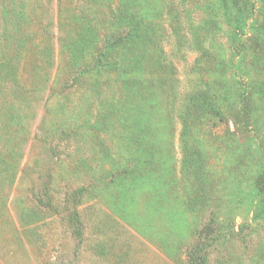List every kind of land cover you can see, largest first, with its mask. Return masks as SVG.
Returning <instances> with one entry per match:
<instances>
[{
    "label": "rangeland",
    "instance_id": "rangeland-1",
    "mask_svg": "<svg viewBox=\"0 0 264 264\" xmlns=\"http://www.w3.org/2000/svg\"><path fill=\"white\" fill-rule=\"evenodd\" d=\"M82 1L62 11L60 0H0V95L6 90L15 99L0 98V264H190L192 253L204 259L201 264H264V211L255 212L249 197L235 198L240 189L229 173L223 180L212 170L205 202L196 200L194 209L186 203L188 195H197L201 173L191 158L181 172L186 154L177 105L172 117L160 104L100 119L102 97L111 89L91 79L74 85L60 102L54 94L53 107L47 103L53 88L61 86L55 87V68L41 66L37 47L49 43L56 64L65 60L61 40L78 33L82 21L72 13H80ZM198 1L193 14L199 15L221 2L193 0ZM101 5L102 0H88L84 8L93 19ZM91 37L83 40L89 43ZM162 44L177 66V87L190 90L198 75L196 48L167 35ZM13 57L23 58L19 71L35 86L25 95L13 87ZM64 65L61 74L68 71ZM228 125H217L223 137L203 145L213 165L219 151L212 146L220 140L226 147L222 157L230 162L236 156L229 149ZM143 127L150 133L141 134ZM141 135L143 146L153 150V165L125 171L133 136ZM173 174L174 181H168ZM245 181L240 179L241 188L248 192ZM219 208L221 213H213ZM208 224L212 232L205 229Z\"/></svg>",
    "mask_w": 264,
    "mask_h": 264
},
{
    "label": "trees",
    "instance_id": "trees-1",
    "mask_svg": "<svg viewBox=\"0 0 264 264\" xmlns=\"http://www.w3.org/2000/svg\"><path fill=\"white\" fill-rule=\"evenodd\" d=\"M87 1L80 2V13H72V18L78 17L82 21L78 33L76 30L74 36L61 40L60 53L66 56L65 60L61 56L62 60L56 64L54 50L49 43L37 47L43 56L41 66L45 64L55 68V87L61 86L60 90L53 88V93L47 96V103L53 107L54 94L57 93L56 102H60L67 98L74 85L91 79L95 81V86L111 89L102 97L105 108L100 119L101 116L120 118L128 111L144 112L160 104L172 117L177 105L183 121L181 135L186 154L181 172L188 170L191 158V163L198 160L192 165L196 172L201 173L199 191L193 198L189 199L188 195L186 203L194 209L196 200L205 202V191L210 185L209 174L214 170L217 177L223 180L229 173L233 184L240 189L238 193L235 191V198L249 197V202L255 206L254 211L263 213L264 0H221L216 7H205L201 15L197 12L193 14V10L200 7L199 1L194 3L193 0H102L101 14L97 13L93 19L107 22L105 26L94 23L89 11L84 8ZM144 2L150 3L149 7ZM60 4L62 11H68L76 9L78 0H60ZM69 33L72 35L71 31ZM165 35L177 40V44L181 42L183 46L196 48L193 69L198 71V75L193 77L190 90L182 92L177 87L180 83L177 66L162 44ZM89 37L90 47L83 40ZM207 40H210V46L205 43ZM12 59L16 60L10 61L15 93L25 95L35 86L31 77L23 76L24 72L19 71L23 58ZM62 62L69 67L65 74L60 72L61 65L66 66ZM60 78L63 80L60 81ZM25 82L30 85L26 87ZM109 83H113V88L108 87ZM1 92L2 99L9 93L6 90ZM7 99L15 102L13 95L7 96ZM221 123L229 124L226 133L233 139L229 149L236 151V156H232L230 162L223 158L226 147L220 140L212 146L216 152L219 151L216 155L219 159L213 165L209 156L204 157L203 145L211 137H223L224 134L214 129ZM142 130L141 134L150 133L149 127ZM142 139H145L142 135L133 136L135 146L131 158L126 160L125 171L153 165L150 159L153 150L143 146ZM190 142L192 145H189ZM201 153L202 159L199 158ZM244 178L248 182V192L241 188L240 179ZM169 180L174 181V174ZM217 211L221 213L222 210L219 208L213 213ZM212 220H215L214 216ZM205 229L212 232L214 226L208 224ZM203 248L200 245L197 247ZM203 261L199 254L192 253L189 258L190 264H201Z\"/></svg>",
    "mask_w": 264,
    "mask_h": 264
}]
</instances>
